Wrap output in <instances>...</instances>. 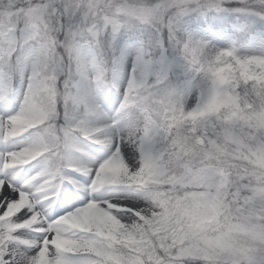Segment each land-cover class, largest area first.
I'll use <instances>...</instances> for the list:
<instances>
[{"label":"snow or ice","instance_id":"snow-or-ice-1","mask_svg":"<svg viewBox=\"0 0 264 264\" xmlns=\"http://www.w3.org/2000/svg\"><path fill=\"white\" fill-rule=\"evenodd\" d=\"M0 264H264V0H0Z\"/></svg>","mask_w":264,"mask_h":264}]
</instances>
